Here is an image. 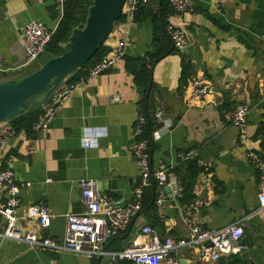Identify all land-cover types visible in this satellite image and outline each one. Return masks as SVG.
I'll list each match as a JSON object with an SVG mask.
<instances>
[{"label": "crops", "instance_id": "0c3cea01", "mask_svg": "<svg viewBox=\"0 0 264 264\" xmlns=\"http://www.w3.org/2000/svg\"><path fill=\"white\" fill-rule=\"evenodd\" d=\"M195 1L196 10L184 15L167 5L163 10L145 7L135 21L123 14L106 42L108 49L118 41L127 42L122 60L95 78L70 81L79 86L47 131L33 130L42 106L23 113L41 109L36 115H24L25 126L16 128L17 135L0 147L3 167L14 171L20 189L16 226L23 234L63 244L67 216L85 211L80 186L83 180H94L101 194L117 202L132 201L141 182V169L129 147L136 118L143 114L148 120L143 137L151 141L154 169L169 167L181 152L198 150L192 159L202 170L194 187L195 199L182 203V194L174 200L165 192L161 216L156 205L160 190L156 186L145 189L142 212L126 232L107 242L104 250L109 254L122 251L141 237L146 225L162 240L188 241L191 230L181 209L202 200L204 205L197 215L202 228L214 231L239 224L245 250L218 263L200 262L197 251L190 248L174 251L173 256L193 264H264V208L259 201L264 172L250 163L249 148L241 145L239 130L228 125L224 117L246 104L250 108L249 137L261 146L257 132L264 120V0ZM53 5L44 0H0V84L20 82L51 59L46 49L27 63L20 36L33 21L55 26L50 12ZM169 24L186 30L182 50L168 38ZM195 76L213 84V94L202 102L188 99ZM160 110L164 120L156 116ZM87 135L94 137L90 148L83 145ZM192 160L176 166L180 184L178 166L184 175L186 164ZM206 172L210 188L203 178ZM34 205H44L50 211L49 229L41 230L37 220L28 218L27 208ZM3 225L0 219L1 230ZM111 259V255L32 247L0 237V264H108Z\"/></svg>", "mask_w": 264, "mask_h": 264}, {"label": "built area", "instance_id": "2783aa9c", "mask_svg": "<svg viewBox=\"0 0 264 264\" xmlns=\"http://www.w3.org/2000/svg\"><path fill=\"white\" fill-rule=\"evenodd\" d=\"M44 1L53 2L60 16H64L65 0ZM168 1L171 10L178 15L193 13L196 10L195 0ZM159 4L160 0H126L122 14L130 21H135L141 8H158ZM56 24L50 27L42 21H33L22 29L20 37L27 63L38 59L47 49L57 30L58 24ZM166 34L177 49L184 48L187 35L184 28L169 24L166 27ZM126 46V41H118L111 46V53L102 57L89 70L85 79L101 75L122 60L126 55ZM68 80L63 82L54 95L42 105V114L33 125L34 131H47L66 100L78 88L79 83H71ZM211 94H213V84L207 78L195 76L191 79V89L188 92V99L191 102H202ZM262 99L264 100V90ZM249 111L250 108L246 104H240L232 112L224 115L226 123L239 130L240 143L246 147L251 141L248 132ZM156 116L164 120L162 110L158 111ZM147 122L143 114H138L133 128V142L129 147L130 154L141 169V182L134 191V199L127 203L117 202L113 197L101 194L94 180H83L80 186L85 211L81 214L67 216L63 244L47 237L23 234L17 228L16 210L21 205L20 189L14 171L11 168H4L0 160V219L4 223L3 229H0V237L23 241L32 247L63 249L98 257L111 255L112 259L108 264H116L117 261H130L133 264H180L179 260L173 256V252L182 248L196 250L199 261L205 263H218L224 257L241 254L245 250L242 227L236 223L222 230H204L197 216L198 211L204 205L202 200H197L181 209L191 230V238L188 241L175 242L171 237L162 240L151 226L146 225L141 229V237L135 239L122 251L109 254L104 250L107 242L129 229L135 218L142 212L145 189L155 184L160 190L156 200L158 213L161 216L164 214L166 199L164 189L166 187L171 189L174 200L178 199L183 191L176 166L195 159L198 155L196 149L181 152L177 155L176 162L171 163L169 167L154 169L151 165V141L143 137ZM16 135L17 130L12 121L0 123V147ZM93 142L94 137L87 135L83 140V145L85 148H90ZM247 157L255 169L264 172V158L259 152L248 149ZM203 178L206 187L210 188L212 184L209 173H204ZM259 201L261 208H264V190L259 194ZM27 216L37 220L41 230H47L51 226L52 215L44 205L28 207Z\"/></svg>", "mask_w": 264, "mask_h": 264}, {"label": "water", "instance_id": "95a60500", "mask_svg": "<svg viewBox=\"0 0 264 264\" xmlns=\"http://www.w3.org/2000/svg\"><path fill=\"white\" fill-rule=\"evenodd\" d=\"M93 2L85 28L73 31L67 52L50 59L41 69L20 82L0 84V123L13 121L28 109L45 104L62 83L84 68L105 44L123 13L126 0ZM43 95L45 98L41 102H35ZM248 148L264 154L258 141H250ZM178 170L182 178L181 165ZM164 191L172 198L170 188L166 187ZM179 262L193 264L188 259H180Z\"/></svg>", "mask_w": 264, "mask_h": 264}, {"label": "trees", "instance_id": "16d2710c", "mask_svg": "<svg viewBox=\"0 0 264 264\" xmlns=\"http://www.w3.org/2000/svg\"><path fill=\"white\" fill-rule=\"evenodd\" d=\"M93 4H94L93 0H65L64 16L60 20L57 30L47 47L48 52L51 54V59L62 56L65 52L69 50L68 44L70 41V37L73 34V31L75 29L85 28L87 19L89 17V9L93 6ZM165 5H167L170 8L168 0H160L159 7H161L162 10ZM142 9L143 8H141L140 11ZM140 11L136 16V19H139ZM50 12L52 15V20L54 22L57 21L58 14L56 13V7L54 5L51 7ZM122 16L123 14H121L119 20L122 19ZM111 35L109 36V38L111 37ZM106 42L99 49L96 55L85 65V67L80 69L75 75L71 77L72 80H70L69 78V81H74L78 77H79L78 80L81 77H86L88 75L89 70L102 57H104L105 55H109L111 53V50L106 47ZM40 110L41 109L39 108L36 110L29 111L26 114L19 115L12 121L14 127L18 128L19 126L22 127L25 126V120L23 116L29 114L36 115L38 114V112H40ZM33 123H30L29 126L33 125ZM257 137L262 140L261 148L262 151L264 152V120L262 121V123L258 128ZM201 171H202L201 167L199 166L196 160H192L186 164L184 175L181 178V187L183 189L182 203H191L192 201H194L195 199L194 187L196 185V182L198 180ZM155 186L157 187L156 184L151 187H153V189H156Z\"/></svg>", "mask_w": 264, "mask_h": 264}, {"label": "rangeland", "instance_id": "374dc122", "mask_svg": "<svg viewBox=\"0 0 264 264\" xmlns=\"http://www.w3.org/2000/svg\"><path fill=\"white\" fill-rule=\"evenodd\" d=\"M56 13L58 14V19H57V21H55V23H57V24H59L58 22H60V20L63 18L62 16H60V13H59V11L58 10H56ZM50 23V22H49ZM56 24V25H57ZM52 25V24H51ZM66 47V46H65Z\"/></svg>", "mask_w": 264, "mask_h": 264}]
</instances>
